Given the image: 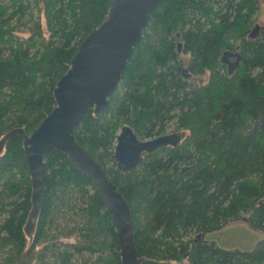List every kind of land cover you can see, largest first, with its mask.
Wrapping results in <instances>:
<instances>
[{
	"label": "trees",
	"instance_id": "obj_1",
	"mask_svg": "<svg viewBox=\"0 0 264 264\" xmlns=\"http://www.w3.org/2000/svg\"><path fill=\"white\" fill-rule=\"evenodd\" d=\"M109 2L0 0V140L17 128L30 135L52 111L56 82ZM259 4L164 0L106 112L90 110L74 131L130 205L137 264H264V239L242 251L198 236L241 220L264 231V26L252 33ZM24 21L28 37L17 35ZM122 134L157 145L128 171L118 155ZM63 213L78 217L66 234L74 241L54 231ZM0 254V264H77L79 254L88 255L80 264L122 260L96 185L61 151L45 158L34 209L19 132L0 148Z\"/></svg>",
	"mask_w": 264,
	"mask_h": 264
},
{
	"label": "water",
	"instance_id": "obj_2",
	"mask_svg": "<svg viewBox=\"0 0 264 264\" xmlns=\"http://www.w3.org/2000/svg\"><path fill=\"white\" fill-rule=\"evenodd\" d=\"M163 1L110 0L106 19L83 37L70 68L56 82L53 90L56 105L52 111L30 135L17 128L0 140L1 148L14 132L24 137L35 210L44 195L45 158L54 150L67 155L71 164L94 182L115 226L121 264H137L130 205L104 168L77 142L74 131L90 110L96 115L106 112L108 98L121 83L151 13ZM136 163L137 160H127L124 171Z\"/></svg>",
	"mask_w": 264,
	"mask_h": 264
},
{
	"label": "rangeland",
	"instance_id": "obj_3",
	"mask_svg": "<svg viewBox=\"0 0 264 264\" xmlns=\"http://www.w3.org/2000/svg\"><path fill=\"white\" fill-rule=\"evenodd\" d=\"M264 0L260 1V9L256 13V17H261L259 22L261 25H264ZM34 2L30 1V5L33 6ZM34 8V7H32ZM36 14H38L37 9L34 10ZM42 21L46 26V19L44 18V15L42 14ZM26 19H28L26 17ZM15 23V22H13ZM13 26V24H12ZM31 27L30 21H24L23 25H20L17 27V35L28 37L29 36V28ZM188 57H186L187 59ZM188 73L186 74V76ZM200 77H196L198 79ZM174 129V122L171 121L168 123L167 127V135L171 132H173ZM121 129H119L120 133ZM128 137V136H127ZM144 139V138H143ZM127 140V139H126ZM124 141V144H127V141ZM144 140H150V138H145ZM118 144V141L117 143ZM65 215V216H64ZM78 222L77 216L69 215L68 213L60 214L57 217V222L54 228H56L54 231H57L60 237H62L65 241H74V236H66V234L69 233V231L75 226V224ZM80 222V220H79ZM53 232V230H52ZM194 234V233H193ZM192 235V234H191ZM205 239L215 241L220 247L225 249H239L242 251H250L255 248L256 244L261 240L264 239V231L257 230L252 228L246 221H234L231 222L225 226H223L220 229L209 231L205 234ZM2 254H0V260H1ZM87 254H79V260L77 264H80L82 262V258H86ZM96 258V255L93 256V259ZM51 264H57L53 258L50 259Z\"/></svg>",
	"mask_w": 264,
	"mask_h": 264
},
{
	"label": "flooded vegetation",
	"instance_id": "obj_4",
	"mask_svg": "<svg viewBox=\"0 0 264 264\" xmlns=\"http://www.w3.org/2000/svg\"><path fill=\"white\" fill-rule=\"evenodd\" d=\"M259 9H260V4H259L258 9L255 11V13L253 15V24L255 25L254 28L252 29L253 34H256L258 29H259V26H261V23L259 22L261 17H259V16L256 17V13L259 11ZM262 26H264V25H262ZM185 71H187V69H185ZM126 137L127 136H125L124 138L122 137V139L119 140V143L122 142V145L120 144V146L118 148V153H119L118 155H119L120 161L123 162L124 164H126V161L129 159H134V161L138 160V155L141 154V152L157 146L154 144L136 145L133 142L131 143L130 140H129L130 143L128 142L127 144H123V142L126 140ZM128 138L131 139L130 136ZM152 140L153 139H150L148 141L145 140L144 142H152Z\"/></svg>",
	"mask_w": 264,
	"mask_h": 264
}]
</instances>
